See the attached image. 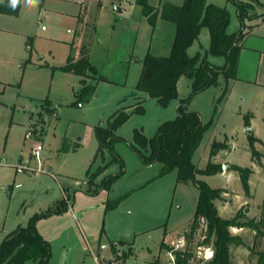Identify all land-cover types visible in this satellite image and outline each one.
I'll return each mask as SVG.
<instances>
[{"label": "rangeland", "instance_id": "1", "mask_svg": "<svg viewBox=\"0 0 264 264\" xmlns=\"http://www.w3.org/2000/svg\"><path fill=\"white\" fill-rule=\"evenodd\" d=\"M147 1L160 5L181 0ZM206 1L228 10L227 30H242L244 54L235 78L226 81L219 75L217 84L190 97L187 109L208 123L191 160L198 169L210 160L219 164L220 172L197 173L196 179L225 189L222 200H214L220 217L231 218L242 209L246 220L259 219L264 210V0H242L251 3L243 19L232 0ZM77 9L72 0H39L34 8L22 2L17 15L0 13V242L5 233L67 196L68 209L72 205L77 219L68 212L36 223L50 243L52 263L108 264L115 259L119 264H166L167 250L184 240L198 190L192 181L177 182L175 170L158 177L160 163L147 167L130 143L134 128L152 136L158 124L176 116L179 99L189 97L191 80L186 76L177 82L178 97L166 106L135 90L143 56L148 50L166 54L173 26L159 21L152 28L140 16L134 26L123 29L122 20L133 15L130 7L131 15L103 7L88 61L104 79L96 82L88 100L79 102V77L60 69L81 42ZM208 47L209 32L202 27L187 53L223 64L225 58L211 55ZM138 100L144 112L131 113L115 131L123 138L113 144L121 162L111 161L108 150L96 155L94 127L106 125L122 106L130 111ZM250 137L259 161L251 157ZM212 142L217 143L216 153L210 157ZM36 143L42 146L40 160L32 153ZM21 164L26 168L17 171ZM232 165L251 169L249 196ZM107 174H119L111 189L91 193ZM119 196L123 199L115 207L105 209L108 199ZM229 230L244 242L231 245L230 263L256 264L264 236L248 227ZM194 244L190 264H205L213 257L212 247Z\"/></svg>", "mask_w": 264, "mask_h": 264}, {"label": "trees", "instance_id": "2", "mask_svg": "<svg viewBox=\"0 0 264 264\" xmlns=\"http://www.w3.org/2000/svg\"><path fill=\"white\" fill-rule=\"evenodd\" d=\"M232 1L236 4L240 19H243L251 3L242 0ZM137 3L140 4L142 14L152 28L156 26L158 20L170 23L173 26V35L166 54H155L148 50L143 56L135 90L145 92L162 106H166L172 99L178 97L177 82L181 76L191 80V91L189 97L179 99L176 116L158 124L152 136L147 137L142 128H134L130 147L144 164L160 163L158 177L175 170L177 182L192 181L198 190L193 218L188 230L183 233L185 247L175 253L176 264H190L194 258L192 251L195 248L192 247L194 243L196 247L203 245L214 249L213 257L205 264H231L229 261L231 245H244V242L240 236L231 234L229 228L248 227L264 236L261 230L264 224V210L259 219L246 220V212L242 209H239L231 218L219 216L214 200H222L221 193L225 189L210 187L205 181L196 179V174H215L220 172V166L210 160L204 169H198L191 160L208 123L203 124L196 111L187 109V104L191 96L217 84L219 75L226 81L236 77L242 50L240 42L244 33L242 30L228 32V10L224 6H218L206 0H181L179 3L164 1L160 5H152L147 0H138ZM19 9L20 5L15 11L11 10L8 0L0 2L2 14L17 15ZM202 27H206L209 32L208 52L213 56L224 57L225 62L222 65L211 63L206 55L201 56L198 52L194 55L187 53L188 47L197 39ZM89 48L90 44L83 42L79 48L78 58L74 59L71 54H68L66 63L60 67L61 70L79 77L80 88L77 91L79 102L88 100L94 93L96 82L104 79L96 75V71L88 61ZM143 112L142 102L138 100L130 111H127L125 107L118 108L110 115L106 125H96L94 127L97 140L96 155L108 150L112 154L111 161L121 162L113 149V144L123 138L116 135L115 131L127 121L131 113ZM249 143L252 159L259 161L255 157L257 152L253 148L251 137ZM216 144V142L211 144L210 157L216 153ZM230 169L239 174L244 194L249 196L248 178L251 169L239 165H232ZM118 176L119 174L106 175L102 178L98 190L91 193L94 194L99 189L110 190ZM122 199L123 197L119 196L113 200H107L105 209L115 207ZM262 206L264 207V200ZM67 209L68 197L64 196L52 206L30 216L25 225H18L4 234L0 242V264H23L26 260L48 264L51 246L37 230L36 223L39 219L61 214ZM241 218L245 220L241 221ZM196 239L197 242H195ZM164 245L162 241L160 248H164ZM258 254L256 264H264V251Z\"/></svg>", "mask_w": 264, "mask_h": 264}, {"label": "crops", "instance_id": "3", "mask_svg": "<svg viewBox=\"0 0 264 264\" xmlns=\"http://www.w3.org/2000/svg\"><path fill=\"white\" fill-rule=\"evenodd\" d=\"M107 3V6H104V4ZM77 6H78V9H77V16H78V20H79V23L81 25V42L79 44V47L77 49V52H76V55L74 54V59H77L78 56H79V48L81 46V44L83 42H88L90 45H91V40L93 39V36L95 34V31H96V21H97V17L98 15L101 13L102 11V8L103 7H106V8H111L113 13L116 11V8L114 6V4H112V2L110 0H89V1H86L84 5H80L79 3H76ZM131 11L133 12V15L131 16V18L129 19H124L122 20V22L124 23H120L122 26H123V29H126L128 28L129 26H134L135 23L139 20V17L140 16H144L142 14V9H141V6L140 4L136 3L135 5L131 6L130 7ZM145 17V16H144ZM123 19V18H122ZM160 20L157 21V23L159 22ZM162 22V21H160ZM157 26V24H156ZM155 26V27H156ZM115 27V25L113 24V28ZM154 27V28H155ZM160 28H165V25L164 24H161ZM0 30H3L0 28ZM168 50V49H167ZM244 54V50L243 52L240 53V56H239V62H238V69H240V60H241V56ZM219 57V56H218ZM222 65V64H221ZM124 107V106H122ZM121 108V107H120ZM152 166V164L150 165H147V167H150ZM108 175V174H107ZM63 185V184H62ZM61 185V186H62ZM103 190V189H102ZM106 191H109V190H106ZM115 199V198H114ZM109 200V199H108ZM112 200V199H110ZM72 205H70L69 209H67L65 212L61 213V214H56V215H52V216H49L47 218H50V217H58V216H63V215H66L68 212H70L71 214L73 213L72 210H71V207ZM72 217L75 219H77V214L76 213H73ZM45 218H42V219H39L37 221V225L38 223H40L42 220H44ZM21 225V224H19ZM18 226V225H17ZM16 226V227H17ZM15 227V228H16ZM14 229V228H13ZM12 229V230H13ZM37 230L39 231V233L43 236L44 238V234L42 233L41 229H39V227L37 226ZM6 234V233H5ZM4 236V235H3ZM3 238V237H2ZM46 239V238H45ZM47 240V239H46ZM35 261V260H34ZM52 261V256L50 257L49 261H48V264H54L51 262ZM23 264H36L35 262H33V260H26L23 262ZM38 264V262H37Z\"/></svg>", "mask_w": 264, "mask_h": 264}, {"label": "built area", "instance_id": "4", "mask_svg": "<svg viewBox=\"0 0 264 264\" xmlns=\"http://www.w3.org/2000/svg\"><path fill=\"white\" fill-rule=\"evenodd\" d=\"M72 1H75L76 3H79L82 6L85 4L86 1H89V0H72ZM111 1L112 3H114L116 10H119L123 14L131 15V11H128V7L135 5L138 0H111ZM41 149H42L41 143H36L34 145L32 153H33V156L37 160H40ZM24 168H26L25 164H21L17 166L16 170L21 171V170H24ZM36 170L39 171L40 166H38ZM183 239H184V236H183ZM183 242L185 243L184 240H178V242H175L173 246L167 250L168 251V261L166 264H176L175 253L176 251H180L184 249L182 248ZM206 247H209V246H206ZM108 264H119V263L117 260L112 259L109 261Z\"/></svg>", "mask_w": 264, "mask_h": 264}, {"label": "clouds", "instance_id": "5", "mask_svg": "<svg viewBox=\"0 0 264 264\" xmlns=\"http://www.w3.org/2000/svg\"><path fill=\"white\" fill-rule=\"evenodd\" d=\"M22 2L28 8H34L39 4V0H8V6L15 11Z\"/></svg>", "mask_w": 264, "mask_h": 264}, {"label": "water", "instance_id": "6", "mask_svg": "<svg viewBox=\"0 0 264 264\" xmlns=\"http://www.w3.org/2000/svg\"><path fill=\"white\" fill-rule=\"evenodd\" d=\"M39 59H42V56H41ZM246 130H247L248 134H251V133H252V130H251L250 127H248ZM228 167H229L228 165H224V166H223V169H226V168H228Z\"/></svg>", "mask_w": 264, "mask_h": 264}]
</instances>
